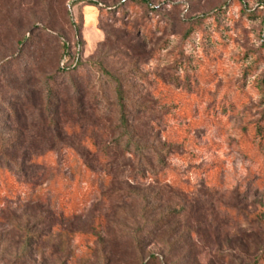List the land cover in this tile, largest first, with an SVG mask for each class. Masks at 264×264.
<instances>
[{
    "label": "rangeland",
    "instance_id": "obj_1",
    "mask_svg": "<svg viewBox=\"0 0 264 264\" xmlns=\"http://www.w3.org/2000/svg\"><path fill=\"white\" fill-rule=\"evenodd\" d=\"M3 84L0 264H264V0H0Z\"/></svg>",
    "mask_w": 264,
    "mask_h": 264
},
{
    "label": "trees",
    "instance_id": "obj_2",
    "mask_svg": "<svg viewBox=\"0 0 264 264\" xmlns=\"http://www.w3.org/2000/svg\"><path fill=\"white\" fill-rule=\"evenodd\" d=\"M142 1L145 2L147 0H142ZM95 4L97 5V3H95ZM81 61H82V59L80 57V53L73 51L70 44L63 40V52H62V58H61V62H63V63L60 62V65L58 67L59 71L63 74H69V73H72L74 71H77L81 68V65H82ZM1 87L9 88V85L3 84V85H0V88ZM118 96L121 99L120 105L122 108V116H121L122 128L124 129V131L126 133L129 134V132L127 130L128 125H127L126 115L124 112L125 104L122 101V99H124L123 98V91L119 86H118ZM127 146H128V148H130V146L134 147V150L136 152H139V153L142 152V147L133 143V141L131 139L128 140ZM19 147H20L19 144L18 145H10L8 143L3 142V144L0 146L1 155H3V157H5V159L9 161V163L16 164L17 163L16 160H14L13 158H10V159L7 158L9 155L7 152L10 150L13 152H16L19 149ZM22 163L25 165L26 163H28V160L23 159L22 162L19 163V166H18V164H16L17 167L21 168Z\"/></svg>",
    "mask_w": 264,
    "mask_h": 264
}]
</instances>
